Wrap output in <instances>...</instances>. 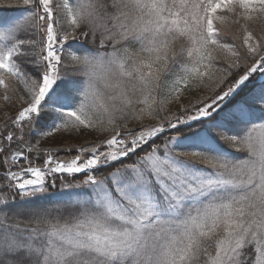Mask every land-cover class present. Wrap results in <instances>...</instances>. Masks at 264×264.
I'll list each match as a JSON object with an SVG mask.
<instances>
[{"label":"snow or ice","instance_id":"6c2138e0","mask_svg":"<svg viewBox=\"0 0 264 264\" xmlns=\"http://www.w3.org/2000/svg\"><path fill=\"white\" fill-rule=\"evenodd\" d=\"M15 6L0 20L2 99L20 103L0 125V264H264V84L245 91L264 73V0H0ZM198 89L212 95L181 103ZM85 129L107 135L32 165L42 140ZM57 173L85 174L74 213L14 209Z\"/></svg>","mask_w":264,"mask_h":264},{"label":"trees","instance_id":"16d2710c","mask_svg":"<svg viewBox=\"0 0 264 264\" xmlns=\"http://www.w3.org/2000/svg\"><path fill=\"white\" fill-rule=\"evenodd\" d=\"M23 13H24V7L23 6H15V7H11V8H0V20H8L10 18H19ZM28 38L35 39L37 41V50H39V47H40L39 42L42 39V33L30 32V33H28ZM74 46H78V42H77V44H74ZM245 67L246 66L242 65V67L240 69L241 74L245 70ZM29 69L33 70V66L31 64H29ZM37 70H42V66H41V69H37ZM61 74L62 75H65V74L66 75H72L73 74L72 69L62 67ZM263 74L264 73H262L260 71L253 73L252 76L250 77V80L248 82V85H247V88L245 91H248L251 89H256L258 91L259 88L261 87V85L264 84V78H261V75H263ZM184 95H187V97L184 98L183 101H181V103L185 106H188L190 104L191 105L198 104L204 98L211 96L212 93L207 89H198V90L188 91ZM172 106H175V105H170L169 106L170 110H171ZM3 115H4L3 106L0 104V117ZM4 122H5V120L0 121V125H3ZM145 123H149V122L145 121ZM135 126L136 125L134 123H130L128 125L129 128H133ZM199 126L200 125L198 123L194 122L193 130L199 128ZM164 138L165 137H163V136L157 138L155 140V143L160 144L161 141L164 140ZM148 147H149L148 145H145L144 150L146 151L148 149ZM229 151L233 154V156H235L237 158H242V156H243V153L236 152L234 149H229ZM138 154H139V150H138ZM44 158H45V156H44V154H42L40 159H36L35 156L31 157L30 159H31L32 165L41 166V165H43ZM136 159H137V156L134 155V156H131L130 158L124 160L123 163L131 164ZM21 164L24 166H27L28 161H21ZM117 167H121V164L119 162L114 163L111 168L101 169L100 172H98L96 174H97V176H100L104 172L111 171ZM0 171H2V166H0ZM84 177L85 176L79 178L78 180L84 179ZM52 180H55L56 187L53 188L54 190L53 189L50 190L51 192L47 198H40V199H37V200L32 201V202H28L26 200L19 199L17 201V204L13 206L14 209L21 208V209H25V210H31V209H39V208H48L50 210L58 209L64 215H67L68 213H74L76 211V208L74 207V205H75V202H77V201L70 200V199L63 197V196H60V195H56V196L51 195V193L58 191L62 182H70L71 177H69L67 175H54V176H51V178L49 179L50 182ZM82 201H84V200H82ZM53 214L55 215L56 213L54 212Z\"/></svg>","mask_w":264,"mask_h":264},{"label":"rangeland","instance_id":"374dc122","mask_svg":"<svg viewBox=\"0 0 264 264\" xmlns=\"http://www.w3.org/2000/svg\"><path fill=\"white\" fill-rule=\"evenodd\" d=\"M17 87L21 90L23 89V85L17 84ZM11 95V94H10ZM3 90H0V104L3 106L4 115L0 117V121L6 120L8 117L15 116L20 108V103L16 100L15 96L12 97L9 101H4L2 99ZM187 95H184L186 98ZM176 105L171 107V111L176 110ZM107 134H100L97 132H92L90 130H82L81 132H72V131H64L55 132L52 137L45 138L41 141L40 147L47 150V153L44 154L46 159V155H52L57 159L70 161L76 155V149L81 145L88 144L92 141H99L104 138ZM34 166V165H33ZM43 166V165H42ZM37 167V165H36ZM55 175H67L71 177L70 182H62L58 191L54 192L59 195L61 192L66 193L64 195H60L66 197L70 200L74 201H82L88 199L89 189L87 187L77 188L76 185L82 180H78L79 178L85 176L84 173L76 174L75 178L69 174H55ZM50 175L48 179L51 178ZM86 178V177H84ZM72 185V187L64 188L62 185ZM54 190V189H53ZM52 190V191H53ZM51 192V191H50Z\"/></svg>","mask_w":264,"mask_h":264}]
</instances>
